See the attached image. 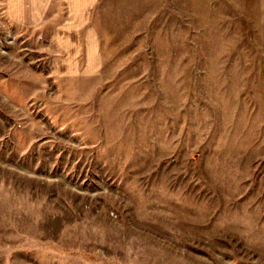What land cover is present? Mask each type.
Here are the masks:
<instances>
[{
	"label": "rangeland",
	"instance_id": "1",
	"mask_svg": "<svg viewBox=\"0 0 264 264\" xmlns=\"http://www.w3.org/2000/svg\"><path fill=\"white\" fill-rule=\"evenodd\" d=\"M8 2L0 264H264V0Z\"/></svg>",
	"mask_w": 264,
	"mask_h": 264
},
{
	"label": "crops",
	"instance_id": "2",
	"mask_svg": "<svg viewBox=\"0 0 264 264\" xmlns=\"http://www.w3.org/2000/svg\"><path fill=\"white\" fill-rule=\"evenodd\" d=\"M68 4V10L70 11V15L67 18V21L64 23L66 25V28H74V27H80L81 24L83 25L85 22L84 18L87 15V12L89 11V7L94 5L95 3L98 2V0H65ZM11 6L12 9L21 15H16V17L19 20H26L30 17V14L27 18H24V13L23 12H28L31 10L35 11H43L46 9L48 5V0H38L37 2H34V0H9L8 2ZM37 3V4H35ZM31 5V6H29ZM27 9H29L27 11ZM24 15V16H23ZM30 19V18H29ZM40 17L37 15L35 16L34 19L31 20H39ZM69 24V25H68Z\"/></svg>",
	"mask_w": 264,
	"mask_h": 264
}]
</instances>
